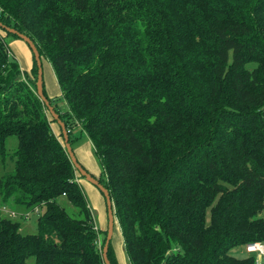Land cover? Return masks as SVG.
I'll return each instance as SVG.
<instances>
[{
	"label": "trees",
	"instance_id": "1",
	"mask_svg": "<svg viewBox=\"0 0 264 264\" xmlns=\"http://www.w3.org/2000/svg\"><path fill=\"white\" fill-rule=\"evenodd\" d=\"M0 22L50 64L61 94H43L70 145L90 140L129 264H256L229 250L264 240V0H0ZM3 30L0 151L18 145L0 197L45 209L35 233L0 215V264H104L33 54L32 78Z\"/></svg>",
	"mask_w": 264,
	"mask_h": 264
},
{
	"label": "rangeland",
	"instance_id": "2",
	"mask_svg": "<svg viewBox=\"0 0 264 264\" xmlns=\"http://www.w3.org/2000/svg\"><path fill=\"white\" fill-rule=\"evenodd\" d=\"M3 33L4 40L6 44L9 46L11 52L14 53L15 57L17 58V61L19 63L20 69L23 71H26L32 78L33 73H31V67H32V57H31V51L29 46L24 42L21 38L18 36H13L11 34H6V32L1 31ZM251 66V65H250ZM41 69H42V84L44 91L48 97H50V93L54 92L57 93L58 90L60 91L59 86L57 85L55 76L53 74L52 68L50 64L43 60L41 61ZM24 75L20 77L21 79H24ZM60 93V92H59ZM59 95V94H58ZM64 104L63 102H60V105ZM55 127V126H54ZM55 131L57 132V128L55 127ZM75 139L71 143V149L75 155V158L77 161L81 164L86 166L90 171L94 172V174L99 175L100 173V164L98 161V158L95 156V154L88 150L87 146L85 147L84 142L88 140V137L86 136L85 132L83 130H75ZM18 145V139L17 136L12 134L5 138L4 140V153H1L0 151V176L4 172L12 171L14 168V151L17 149ZM79 148H82L83 150H88L87 152H90L89 154L85 155L86 157H82L79 154ZM84 183L88 184V181H86L83 178H80ZM86 193V191H84ZM87 200L91 204V211L94 219V224L96 227H100L101 223L103 222L102 227L99 228L100 230H104L106 228L107 224V213L104 211V213L100 214L94 209L93 204L91 203V198L89 195H87ZM59 203L62 204L66 211L70 214H73L75 212V208L67 201L64 197H59L58 199ZM7 209L9 211H15L17 215L12 217L10 214L7 213L4 209ZM45 209V205L41 204L34 208H28L24 205L19 204H12L11 202H8L7 205L4 203L0 197V215L4 217L12 218L19 222L20 224V232L23 234L26 233H35L36 232V219L37 215L41 212H43ZM105 210V207H104ZM21 213H27V217H24L23 215H20ZM261 216H264V209L259 214ZM102 233H100V237L102 238ZM117 238V229L113 227V232L111 235V243L113 246L114 241H116ZM124 251L125 247L123 245ZM126 253V251H125ZM229 253L241 257L244 254V251L239 247L235 246L232 247L229 250ZM127 255V254H126ZM29 264L34 263L33 257H30L28 259Z\"/></svg>",
	"mask_w": 264,
	"mask_h": 264
},
{
	"label": "water",
	"instance_id": "3",
	"mask_svg": "<svg viewBox=\"0 0 264 264\" xmlns=\"http://www.w3.org/2000/svg\"><path fill=\"white\" fill-rule=\"evenodd\" d=\"M0 28H3L5 31L10 32L12 34L17 35L19 38H21L26 44L29 46L35 63L37 67V75H36V80H35V86H36V93L40 97V99L44 102L46 105L50 115L52 116L53 119L57 122V124L60 127L62 137H63V142L64 146L66 149V152L70 158L71 163L73 164L74 168L84 177L86 181L89 183L95 185L103 194V197L105 199V204H106V213H107V224H106V235H105V240L103 243L102 247V258H103V263L104 264H111L107 257V249H108V244L111 240V235L113 232V227H114V215H113V209H112V202L111 198L109 195L108 190L98 181L97 178L92 176L75 158V155L71 149V145L69 143L68 139V133L67 129L65 128L64 123L61 121V119L58 117V114L54 111L53 107L49 104V101L43 94V87H42V69H41V58L39 55V52L37 50V47L33 43V41L26 36L23 33L18 32L12 27L6 26L0 22Z\"/></svg>",
	"mask_w": 264,
	"mask_h": 264
},
{
	"label": "crops",
	"instance_id": "4",
	"mask_svg": "<svg viewBox=\"0 0 264 264\" xmlns=\"http://www.w3.org/2000/svg\"><path fill=\"white\" fill-rule=\"evenodd\" d=\"M59 92H60L59 90L57 93L51 92L50 97L59 96L61 94V92L60 93ZM84 144H85V147L87 146L88 150L91 151L92 145H91L90 140L88 139L87 141L84 142ZM88 150H83L82 148H79V154L82 157L83 156L86 157L85 155L90 153V152H87ZM90 172H92V171H90ZM92 173H94V172H92ZM79 183L81 185L83 192L86 191V193L84 192L86 198H87V195H89V197L91 198L90 201L93 204L94 209L100 214V217H101V214L104 213V201H103L100 193L95 189V187H93L89 183H88L89 185H87L86 183H84L81 180H79ZM87 202L89 203V206L91 207L90 202L88 200H87ZM102 225H103V222L101 223V226L99 227L100 229L103 228ZM115 229H117V238H116V241H114V243H113V248L115 251L116 258H117L119 264H129L127 255H126L124 248H123V245H124L123 238H122V235H121V232H120L118 225L115 227Z\"/></svg>",
	"mask_w": 264,
	"mask_h": 264
},
{
	"label": "built area",
	"instance_id": "5",
	"mask_svg": "<svg viewBox=\"0 0 264 264\" xmlns=\"http://www.w3.org/2000/svg\"><path fill=\"white\" fill-rule=\"evenodd\" d=\"M4 210L7 211V213L10 214L12 217L17 215L15 211H9L6 208ZM22 215L24 217H27V213H24ZM242 250L247 255H255L256 264H264V240L248 242L242 247Z\"/></svg>",
	"mask_w": 264,
	"mask_h": 264
}]
</instances>
